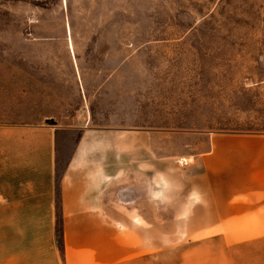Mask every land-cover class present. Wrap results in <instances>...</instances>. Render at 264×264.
I'll use <instances>...</instances> for the list:
<instances>
[{
	"label": "rangeland",
	"instance_id": "obj_1",
	"mask_svg": "<svg viewBox=\"0 0 264 264\" xmlns=\"http://www.w3.org/2000/svg\"><path fill=\"white\" fill-rule=\"evenodd\" d=\"M1 102L53 115L57 174L84 131L97 159L165 169L210 138L264 135V0H0ZM154 222L149 264H228L217 240L178 244L184 222L156 241ZM0 229V264H27L13 250L32 241Z\"/></svg>",
	"mask_w": 264,
	"mask_h": 264
},
{
	"label": "crops",
	"instance_id": "obj_2",
	"mask_svg": "<svg viewBox=\"0 0 264 264\" xmlns=\"http://www.w3.org/2000/svg\"><path fill=\"white\" fill-rule=\"evenodd\" d=\"M15 105L0 103L7 114L0 115V222L3 234L6 219V232H21L33 247L19 245L13 256L27 264H149L155 220L156 241L165 222L182 233L184 222L178 244L217 240L228 264H264V135L210 138L205 151L165 169L148 158L116 167L115 152L97 159L98 140L84 131L57 174L59 126L45 123L53 115L22 121L11 114Z\"/></svg>",
	"mask_w": 264,
	"mask_h": 264
},
{
	"label": "trees",
	"instance_id": "obj_3",
	"mask_svg": "<svg viewBox=\"0 0 264 264\" xmlns=\"http://www.w3.org/2000/svg\"><path fill=\"white\" fill-rule=\"evenodd\" d=\"M57 229H56V239H57V244L59 245V247H60V241H61V235H60V232H61V229H60V227L58 226V223H57V227H56Z\"/></svg>",
	"mask_w": 264,
	"mask_h": 264
},
{
	"label": "water",
	"instance_id": "obj_4",
	"mask_svg": "<svg viewBox=\"0 0 264 264\" xmlns=\"http://www.w3.org/2000/svg\"><path fill=\"white\" fill-rule=\"evenodd\" d=\"M45 123H48V124L54 125V124H55V120H54L53 118H46V119H45Z\"/></svg>",
	"mask_w": 264,
	"mask_h": 264
}]
</instances>
